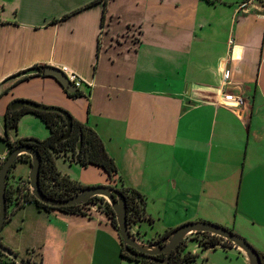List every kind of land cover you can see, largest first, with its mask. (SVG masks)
Segmentation results:
<instances>
[{"label": "crops", "instance_id": "crops-1", "mask_svg": "<svg viewBox=\"0 0 264 264\" xmlns=\"http://www.w3.org/2000/svg\"><path fill=\"white\" fill-rule=\"evenodd\" d=\"M38 66L68 67L83 81L80 95L69 96L42 70L23 74ZM223 92L243 105L226 107ZM16 100L63 109L92 128L117 176L64 157L57 169L84 186L137 190L151 226L207 221L238 234L244 224L263 232L264 2L0 0L2 123ZM48 135L32 113L9 132L10 140ZM8 152L6 145L2 161ZM15 227V238L3 230L0 241L27 264H139L121 255L118 229L102 210L29 203ZM187 250L198 255L188 243Z\"/></svg>", "mask_w": 264, "mask_h": 264}, {"label": "trees", "instance_id": "trees-1", "mask_svg": "<svg viewBox=\"0 0 264 264\" xmlns=\"http://www.w3.org/2000/svg\"><path fill=\"white\" fill-rule=\"evenodd\" d=\"M208 1L214 2L215 0ZM258 1L264 2V0ZM38 67L42 68L41 66ZM68 95L71 97H77L80 95V91L77 90L76 92H68ZM25 113L35 114L42 120V122L49 130V135L46 138L39 139L30 137L10 140L9 132H14L16 130L20 117ZM71 121V132L65 139L59 141V137L65 132L66 129V119L61 112L42 111L27 106H22L14 110H11L10 107H8L4 113L3 124L5 128V135L3 139L8 147L9 152L20 145H28L40 154L41 165L39 170V185L43 193H45L49 197L66 199L85 187L78 181L70 178L67 174L61 173L57 169L55 160L58 157H64L66 160H69L70 162L74 161L84 167L88 165L98 166L110 178L113 176H117V165L114 159L106 151L99 135L92 128L77 121L72 116ZM79 143L80 147L79 149H77V145ZM19 160L27 161L30 163V157L25 154L18 156L16 161ZM2 162L3 161H0V166ZM14 164L12 165V167L14 166ZM119 181L121 182V178L119 179ZM21 183H23L24 185L26 183L28 184V182L23 181ZM119 190L126 199L128 224L138 223L139 221L143 220H151L146 216L144 212V197L137 190L131 187L124 186L123 184H120ZM12 191V187H6L7 201L12 198ZM97 198L100 200L97 206L101 208L100 210H102L109 216L113 226L117 228L115 214L109 204L107 202H104V198L102 197L94 196L83 205L53 207L36 200L31 192L24 193V200L28 201V203L36 205L38 208H43L45 210L56 209L63 212H75L81 214L87 213L86 211L88 210L90 203H93V201ZM102 203L103 205L100 206V204ZM21 206L24 205H18V207ZM7 220H9V216L6 221ZM173 230L174 229L165 230L162 234H159L156 237V240L168 236ZM190 235L192 236L190 240L198 242L199 246L203 248H213L217 244H219L220 240H223L218 236L206 232L192 233ZM188 237L182 240L180 244L177 245V247L171 252L165 264H191L195 262L197 255L187 250ZM0 245H2L1 241ZM131 251L135 252L133 249H131ZM258 253L261 258V264H264V253ZM121 255L131 260H135L139 262V264H161L159 262L160 260H158V262H154L148 259L137 258L128 255L124 251V248L122 249Z\"/></svg>", "mask_w": 264, "mask_h": 264}, {"label": "water", "instance_id": "water-1", "mask_svg": "<svg viewBox=\"0 0 264 264\" xmlns=\"http://www.w3.org/2000/svg\"><path fill=\"white\" fill-rule=\"evenodd\" d=\"M40 70H42L44 74L53 76L55 79H57L68 92H76L78 90L71 82L68 81L63 72L53 66H44L42 68L33 67L24 71L23 74L39 72ZM22 106H27L42 111L61 112L66 119V129L65 132L59 137V141L65 139L71 132V116L66 111H63L57 107L45 106L29 100H16L12 103L11 108L16 109ZM79 147L80 143L77 145V149H79ZM23 154L30 157L28 185L30 192L39 202L53 207H64L83 205L94 196L104 198L115 214L116 225L122 241V246L128 255L137 258L148 259L154 262H158V260L155 258L157 255H163V259H161L159 262L161 264H165L171 252L177 247V245L180 244L182 240L187 238L192 233L206 232L218 236L223 240L233 244L236 248L240 249L247 259L248 264H261V258L258 251L245 238L223 226L207 221H191L181 224L176 227L168 236L150 243H142L137 241L130 234L128 229L126 199L119 189L111 185L85 186L77 193L66 199L47 196L45 193H43L39 185V170L41 165L40 154L28 145H20L15 147L8 153L0 166V231L3 228L6 219L8 218L6 199L8 174L17 157ZM131 249H133L135 252L131 251ZM0 252L12 259L15 264H26L25 260L19 258L13 251L3 245H0Z\"/></svg>", "mask_w": 264, "mask_h": 264}, {"label": "rangeland", "instance_id": "rangeland-1", "mask_svg": "<svg viewBox=\"0 0 264 264\" xmlns=\"http://www.w3.org/2000/svg\"><path fill=\"white\" fill-rule=\"evenodd\" d=\"M2 124V120L0 119V127L2 126ZM2 135H0V154L3 150H5L6 147V143L3 139L4 133H2ZM61 161L62 160H58L60 170H64V172L74 174L72 173V169L66 166L68 164H64ZM23 163H25V161H16L14 166L11 167L8 174L7 186L12 187L13 191L11 194L12 198L7 201V214H12V216L4 224L0 235L4 230L6 233L9 232L11 237H16L15 219L17 212L21 209V207H18L15 201V196L17 194V186L22 181L28 182V174L30 169ZM99 201L100 200L97 198L93 201V203H90V205H98ZM240 223L241 225L243 224L240 219H238V225H240ZM244 225L245 228L240 231L241 233L237 234L242 236L243 238L245 237L248 242H250V244L254 246L255 249L260 248L261 250H264V230L262 232L261 228H252L248 224ZM138 230V235H140V238L142 237V239L152 238L164 232V229L161 226V221H159V219H156L155 224L153 226H151L148 221L140 223L138 225ZM252 234H255L256 236L254 237L252 236ZM191 237L189 236L187 239L188 246L191 250L195 249L198 252L195 262L191 264H248L243 252L240 249L236 248L234 245H229L224 240H220L219 244H217L213 248H203L200 246L197 247L199 245L198 242L190 240ZM256 250L258 252H263L259 249ZM4 260H6V257L2 253H0V264H4Z\"/></svg>", "mask_w": 264, "mask_h": 264}, {"label": "built area", "instance_id": "built-area-1", "mask_svg": "<svg viewBox=\"0 0 264 264\" xmlns=\"http://www.w3.org/2000/svg\"><path fill=\"white\" fill-rule=\"evenodd\" d=\"M58 69L65 74L68 81L71 82L75 88L79 89L82 86L83 81L73 71H71L68 67L62 66ZM224 74H225V78H227L229 75V71L226 70L224 72ZM221 102L228 108H238L241 105H243V100L241 97L227 93V92L222 93ZM0 161H2L1 157H0ZM26 192H30L29 191V185L27 183L25 185L23 183L18 184V191H17V194L15 196V201L18 205L29 204L28 201L24 200V193H26ZM104 202H106V200H104ZM101 205H103V203L100 204V206ZM100 209L101 208H99L97 205H90L86 212L88 213L89 211H92V210L95 211V210H100ZM128 229H129L130 234L137 241H139L140 235H138V229L133 225V223L128 224ZM224 241H226V240H224ZM226 242L229 245H233V244L229 243L228 241H226Z\"/></svg>", "mask_w": 264, "mask_h": 264}, {"label": "flooded vegetation", "instance_id": "flooded-vegetation-1", "mask_svg": "<svg viewBox=\"0 0 264 264\" xmlns=\"http://www.w3.org/2000/svg\"><path fill=\"white\" fill-rule=\"evenodd\" d=\"M163 255H157L155 258L157 259V260H161V259H163Z\"/></svg>", "mask_w": 264, "mask_h": 264}]
</instances>
